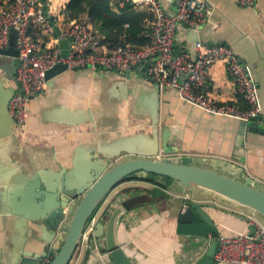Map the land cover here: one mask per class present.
Instances as JSON below:
<instances>
[{
  "label": "crops",
  "instance_id": "crops-1",
  "mask_svg": "<svg viewBox=\"0 0 264 264\" xmlns=\"http://www.w3.org/2000/svg\"><path fill=\"white\" fill-rule=\"evenodd\" d=\"M159 1L165 11H175L177 0ZM206 1L207 21L198 28L180 25L175 50L194 53L198 41L232 47L256 83L264 119V0H257L254 7L241 6L239 0ZM46 3L49 14L63 19L55 14V3L65 6L67 0ZM207 78L208 91L217 101L241 103L223 62L213 64ZM11 88L16 91L14 77H8L0 67V92ZM4 108L0 96V264H19L24 255L35 264V257L54 252L61 231L54 233L44 223L55 219L48 213L49 196L53 195L47 192V184L65 170L75 181L88 182L96 165H106V157L116 148L121 152L127 148L143 152L155 149L159 157L215 159L237 168L240 178L246 176L264 190V134L243 130L242 121L236 118L209 114L184 101L177 90L159 88L136 70L121 73L82 68L59 73L31 98L29 119L21 127L11 124ZM127 158L117 157L114 162ZM145 179L126 178L107 194L68 264L111 262L104 236L95 230L99 224L105 226L117 205L130 204L133 191L125 192L129 187L142 189L139 196L159 190L157 196L156 192L148 196V203L125 206L127 213L119 224V245L135 264H193L202 256L208 240L198 244L177 232V215L184 204L208 202L217 206L207 210L219 234L251 229L252 217L264 227L263 219L252 209L215 192L199 186L184 188L158 175L154 182ZM187 195L190 200H184ZM68 211L66 208L61 216L60 226ZM90 226L93 231L88 234ZM50 259L42 258V264Z\"/></svg>",
  "mask_w": 264,
  "mask_h": 264
},
{
  "label": "built area",
  "instance_id": "built-area-1",
  "mask_svg": "<svg viewBox=\"0 0 264 264\" xmlns=\"http://www.w3.org/2000/svg\"><path fill=\"white\" fill-rule=\"evenodd\" d=\"M40 1L4 0L0 7V49L9 46L13 29L17 33L16 91L9 101L8 110L18 127L27 123L31 98L46 87L48 72L58 64H65L67 69H110L121 73L136 70L159 88L177 90L184 101L209 114L245 122L260 115L256 83L232 47L198 41L194 53L175 50V37L180 25L198 28L207 21L209 3L206 0H177L173 12L165 11L159 0H112L119 7L130 2L136 9H144L151 15L144 32L149 38L146 44H124L114 48L103 43V35L85 17L65 21L48 12L51 18L48 19L43 14ZM256 1L239 0V3L244 7H254ZM31 30L36 33L35 38L33 33L30 34ZM56 30L59 31L57 37ZM61 38L70 39L67 55L61 52ZM216 62L225 64L243 106L222 103L210 95L207 75ZM187 199L190 197L184 196V200ZM187 206L184 204V208ZM249 225L251 229L237 234H219L214 264H264V227L253 217L249 219ZM92 231L90 226L87 232L90 234Z\"/></svg>",
  "mask_w": 264,
  "mask_h": 264
},
{
  "label": "water",
  "instance_id": "water-1",
  "mask_svg": "<svg viewBox=\"0 0 264 264\" xmlns=\"http://www.w3.org/2000/svg\"><path fill=\"white\" fill-rule=\"evenodd\" d=\"M44 16H48V6L46 0H41ZM59 31L56 30L55 37ZM16 30L10 33L9 46L0 49V67L5 70L8 77H14V71L18 58L16 48ZM70 39H60L59 46L63 55L69 51ZM7 61V62H5ZM2 63V64H1ZM68 70L65 64L54 66L47 74V80ZM144 71V68H142ZM14 94V89L1 91L0 96L5 103V113L11 124L14 123L8 104ZM261 115L252 118L248 122L242 121V129L249 131H258L264 134V123ZM116 148L113 153L106 157V165H96L92 172V179L86 183L75 181L68 177L69 171L65 170L56 178L53 183H48L46 190L50 195L48 203V213L55 217L54 220H45L46 226L56 233L61 231V237L58 244L53 246L54 252L50 251L42 256L35 257L42 264V258L50 256L48 264H68L71 260L80 237L91 216L97 210L104 198L117 185L126 178L138 176L147 178L149 174H155L176 181L184 188H193L199 186L209 191L215 192L229 200L252 209L261 218H264V190L253 184V181L237 168H230L220 164L215 159L203 158L199 156H163L159 157L158 151L143 152L140 149ZM170 152V151H164ZM128 157L120 162H114L117 157ZM104 161V160H103ZM113 161V163H111ZM105 166V167H104ZM240 173V174H239ZM57 198V199H56ZM55 200V201H54ZM58 202V204H57ZM216 208L214 204L208 202H193L186 208L179 211L177 215V232L194 239L198 244L208 240V245L193 264H214L213 257L218 250L219 236L218 228L211 217L208 208ZM56 208V209H55ZM69 208V216L64 224H61V216L65 209ZM127 213L123 204L117 205L110 213L105 226L99 224L95 234L103 235L105 248L112 264H135L129 259L119 245L118 228L121 218ZM262 218V219H263ZM23 260L19 264H34L33 260L28 259V255L22 256ZM21 257V258H22Z\"/></svg>",
  "mask_w": 264,
  "mask_h": 264
},
{
  "label": "trees",
  "instance_id": "trees-1",
  "mask_svg": "<svg viewBox=\"0 0 264 264\" xmlns=\"http://www.w3.org/2000/svg\"><path fill=\"white\" fill-rule=\"evenodd\" d=\"M3 1L0 0V7ZM62 15L65 21L85 17L88 23L103 35V43L107 44L109 48L124 44L143 45L149 41V38L144 35V32L147 21L151 19V15L137 10L130 2H125L124 6L119 7L112 0H67ZM30 34L33 38L36 37V33L32 30ZM239 104L243 106L242 103ZM156 176L155 174H149L145 180L154 182ZM132 191L133 196L129 201L130 204L125 203L127 207L148 203L150 201L148 196L155 195V192L156 196L159 194V190L153 189L151 192L139 196L137 192L142 191V189L135 187L125 189V192L128 193ZM93 216L94 214L88 223Z\"/></svg>",
  "mask_w": 264,
  "mask_h": 264
},
{
  "label": "rangeland",
  "instance_id": "rangeland-1",
  "mask_svg": "<svg viewBox=\"0 0 264 264\" xmlns=\"http://www.w3.org/2000/svg\"><path fill=\"white\" fill-rule=\"evenodd\" d=\"M66 7V4H65V6H62L61 4H59V3H55V9L57 8V11L55 12V14L56 15H58V14H61L62 15V12H63V10H64V8ZM63 16V15H62ZM14 30V29H13ZM189 197H191L190 195H189ZM263 218V217H262ZM263 221H264V218H263Z\"/></svg>",
  "mask_w": 264,
  "mask_h": 264
}]
</instances>
